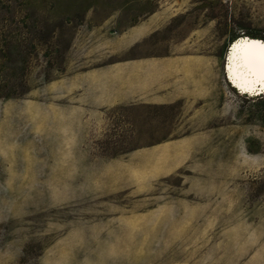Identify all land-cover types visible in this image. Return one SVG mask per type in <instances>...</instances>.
I'll use <instances>...</instances> for the list:
<instances>
[{"label":"rangeland","instance_id":"1","mask_svg":"<svg viewBox=\"0 0 264 264\" xmlns=\"http://www.w3.org/2000/svg\"><path fill=\"white\" fill-rule=\"evenodd\" d=\"M242 37L264 42V0H0V264H264V91L226 70ZM163 56L200 59L161 78L166 106L102 108L76 79Z\"/></svg>","mask_w":264,"mask_h":264},{"label":"crops","instance_id":"2","mask_svg":"<svg viewBox=\"0 0 264 264\" xmlns=\"http://www.w3.org/2000/svg\"><path fill=\"white\" fill-rule=\"evenodd\" d=\"M146 59H164L167 61L164 62V70L158 72L159 74H152L150 77H148V80L141 79L136 81L133 79L134 81L128 82V80L125 79L121 80L112 77L110 78V81H106L101 80L97 75L99 72L108 70L118 64ZM198 60L200 61V59H198L196 56L175 58L163 56L128 59L109 64L108 66L98 68L93 71H85L83 72V75L76 77V79L79 78L80 80L90 84L80 86H82V89H85L91 93L96 104L102 108H109L135 102L165 105L175 102L181 97V95L176 91L177 85H161V78L177 67H182L183 69L187 70L188 68H191V66ZM185 61H188V66H185ZM112 99L115 101L114 103L107 102V100Z\"/></svg>","mask_w":264,"mask_h":264},{"label":"snow or ice","instance_id":"3","mask_svg":"<svg viewBox=\"0 0 264 264\" xmlns=\"http://www.w3.org/2000/svg\"><path fill=\"white\" fill-rule=\"evenodd\" d=\"M229 73L243 92L260 85L264 91V43L240 40L229 55Z\"/></svg>","mask_w":264,"mask_h":264},{"label":"bare ground","instance_id":"4","mask_svg":"<svg viewBox=\"0 0 264 264\" xmlns=\"http://www.w3.org/2000/svg\"><path fill=\"white\" fill-rule=\"evenodd\" d=\"M240 40H246V41H249V42H254V43H256V44L264 43V42H262V41L259 40V39L248 38V37H247V38L242 37V38H240V39L234 41V42L231 44L230 49H229V53H228V63H227V66H226V70H227L228 75H229V82L232 84V86H234L237 90H239L240 92H242V93H244V94H258V93H261V92H263V91H262V88H261L260 85H256V86L254 87L253 90H249L248 92H243V91H241V90L236 86V83L233 81V79L231 78V75H230V73H229V55H230L231 52H232V46H233L234 44H236L237 42H239Z\"/></svg>","mask_w":264,"mask_h":264},{"label":"clouds","instance_id":"5","mask_svg":"<svg viewBox=\"0 0 264 264\" xmlns=\"http://www.w3.org/2000/svg\"><path fill=\"white\" fill-rule=\"evenodd\" d=\"M18 251H19V252H22L23 250H22V248H21V249H18Z\"/></svg>","mask_w":264,"mask_h":264},{"label":"trees","instance_id":"6","mask_svg":"<svg viewBox=\"0 0 264 264\" xmlns=\"http://www.w3.org/2000/svg\"><path fill=\"white\" fill-rule=\"evenodd\" d=\"M262 98L264 99V95L262 96Z\"/></svg>","mask_w":264,"mask_h":264}]
</instances>
